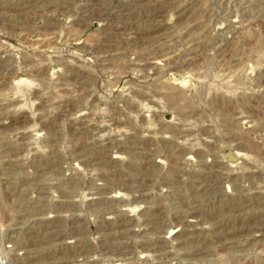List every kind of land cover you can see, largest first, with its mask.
Returning a JSON list of instances; mask_svg holds the SVG:
<instances>
[{
  "label": "rangeland",
  "instance_id": "rangeland-1",
  "mask_svg": "<svg viewBox=\"0 0 264 264\" xmlns=\"http://www.w3.org/2000/svg\"><path fill=\"white\" fill-rule=\"evenodd\" d=\"M0 257L264 264V0H0Z\"/></svg>",
  "mask_w": 264,
  "mask_h": 264
},
{
  "label": "built area",
  "instance_id": "built-area-1",
  "mask_svg": "<svg viewBox=\"0 0 264 264\" xmlns=\"http://www.w3.org/2000/svg\"><path fill=\"white\" fill-rule=\"evenodd\" d=\"M0 264H7L4 257H0Z\"/></svg>",
  "mask_w": 264,
  "mask_h": 264
},
{
  "label": "bare ground",
  "instance_id": "bare-ground-1",
  "mask_svg": "<svg viewBox=\"0 0 264 264\" xmlns=\"http://www.w3.org/2000/svg\"><path fill=\"white\" fill-rule=\"evenodd\" d=\"M180 88H181V87H180ZM172 89H173V88H172ZM164 90H166V89H164ZM176 90H177V89H176ZM173 92H174V91H173ZM161 93H162V92H161ZM180 93H181V92H180ZM167 94H168V93H167ZM169 94H170V93H169ZM175 94H176V93H175ZM171 95H172V94H171ZM176 95H177V94H176ZM173 96H174V95H173ZM173 96H172V97H173ZM166 97L169 98L170 96L168 97V95H167ZM174 97H175V96H174ZM178 97H179V96H178ZM171 99H172V98H171ZM175 99H176V97H175ZM174 102H176V101H174ZM21 104H22V103H21ZM24 106H25V105H24ZM17 108H18V107H17ZM223 108H224V107H223ZM24 109H25V108H24ZM144 109H145V108H144ZM26 130H27V129H26ZM23 133H24V132H23ZM229 145H230V144H229ZM219 151H220V150H219ZM191 152H192V151H191Z\"/></svg>",
  "mask_w": 264,
  "mask_h": 264
}]
</instances>
